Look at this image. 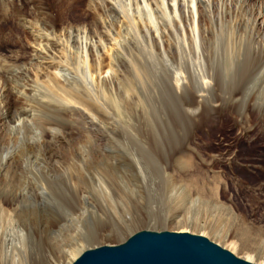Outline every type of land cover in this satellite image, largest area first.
<instances>
[{"label": "rangeland", "instance_id": "rangeland-1", "mask_svg": "<svg viewBox=\"0 0 264 264\" xmlns=\"http://www.w3.org/2000/svg\"><path fill=\"white\" fill-rule=\"evenodd\" d=\"M1 1L5 4L0 8L3 76L14 68L21 71L22 66L37 72L34 63L38 62L31 48L33 35L20 25L18 16L36 20L44 13L60 27L86 28V34H80L86 39H82L84 44L72 48L70 67L78 70L85 63L96 87L84 83L87 71L80 72L81 76L73 73L75 80L69 90L76 89V97L68 91L64 99L53 103L56 108H50L44 106L40 92L46 90L38 83L28 84L23 78L10 83L0 80V201L5 203L10 198L16 202L15 208L30 233L31 264L70 258L68 253L76 246L74 229L80 222L84 237L87 229L88 234L109 246L119 245L143 230L180 231L173 221L194 218L195 214L202 225L208 224L207 213L217 207L206 190L207 185H214L208 166L213 156L218 159L214 168L227 195L262 228L247 231L235 224L222 229L237 235L247 249L264 252V134L256 130L239 138L237 129L224 116L214 124L209 122L208 91L199 75V83L187 81L177 88L179 70L172 63L159 62L161 57L153 46L157 34L151 32L157 22L149 19L138 0ZM198 1L177 3L181 11L184 4L189 6L196 18ZM110 2L115 4L113 8ZM177 12L174 17L180 14ZM160 22L163 40L174 44L182 55L180 66L192 68L187 24L182 22L181 28L176 25L173 32L167 19ZM111 60L115 64V83L111 79L98 89L93 69ZM204 67L203 58V75ZM104 76L108 79L109 75ZM25 86L34 88L32 96H25ZM105 88L119 89L115 105L104 97L108 92ZM89 89L103 105L102 115L89 101ZM29 107L30 115H23V109ZM21 119L19 130L11 132ZM233 152L237 153L236 163L228 161ZM202 188L203 195H198ZM196 196L200 204L193 206ZM208 239L216 243L212 237ZM1 261L3 258L0 264H4Z\"/></svg>", "mask_w": 264, "mask_h": 264}, {"label": "bare ground", "instance_id": "bare-ground-1", "mask_svg": "<svg viewBox=\"0 0 264 264\" xmlns=\"http://www.w3.org/2000/svg\"><path fill=\"white\" fill-rule=\"evenodd\" d=\"M138 1L146 9L149 19L152 22H157L154 30L151 32L157 34L154 35L153 39L155 45L153 43L152 44L153 46H156L159 57H161L159 58V62L172 63L175 65L177 70H179V73L176 74L175 77L177 88H180L184 84V82L187 81H190V83H199V79L197 78L198 75L200 78H202V80H204L203 85L208 91V102L210 107L208 115L209 122L214 124L217 122L219 116H224V118L230 120L231 125L237 129L239 138L247 137L256 130H259L262 134H264V0H207L206 2L199 0V11L196 18L191 14L190 7L186 6L185 4H182L183 7L181 11L178 6L177 0ZM2 4L3 3L1 1L0 8L5 5L3 4L2 6ZM110 4L112 5V8L115 5L111 2ZM171 10H174L173 13H178L177 11L179 10L180 14L175 15L174 17L173 13L170 12ZM156 13L161 15L159 17H156ZM18 19H20V25L22 27L28 28L29 32L33 35V37L31 36L33 41L30 38L29 39L32 41L31 45L33 44L31 47L33 51H31L36 58V60L34 61L38 62V64L32 62L36 64L34 65V67L37 69V72L34 73V70L32 69H23L25 67L20 64L23 67L22 68L20 66L21 71H18L19 69L15 70V68H12L13 71L7 72V75H5L6 77L3 76L0 71V80H4L6 83H10L15 80L17 82L18 80L25 79L28 81V84H30V82H34L35 84L38 83V85L42 86L44 90H46L45 93L42 91L40 92L42 96H44V99H42L43 102H46L44 103L45 105H43L50 108H56L53 103L55 101L64 99L67 96L68 91L69 93H73V96L76 97V95H74L76 89L71 88L70 90H72L73 92H70L69 86L71 84H74L72 83L73 80H75L74 76H79L80 72L82 71L83 73L87 71V73L83 77L84 83L86 81L88 82V85H92L93 88L96 89L95 83L93 85V83L89 79L90 72L85 69V63L83 65H80L78 67V70H74L70 67L73 63V57L71 53L72 48L74 49L75 45L79 46L84 44L82 39L85 38H81L80 34L82 32L86 34V28L77 29L74 27L71 29H67L65 27H60L59 25L55 24L53 20L50 19V17L44 16V13H41L39 15V19L36 20L27 19L24 15L18 16ZM160 19L162 21L164 19H167L170 23V25H168L173 32H175L176 25L181 28L182 22H185L187 24L186 26L188 27V33L190 35L189 37L192 44V68L188 66L181 67L180 62L182 59V55L179 54L174 44H170L171 42H166L163 40V35L160 32V27L162 25ZM204 25H207V27L204 28ZM149 32L150 31L148 30V33ZM86 44L88 45V42H86ZM91 45L92 44L90 43V46ZM203 58L205 66L204 75L202 74ZM97 63H100V61ZM25 64L26 61L23 65ZM114 66L115 64L111 60L108 65H98L97 68L93 69V74L95 73L94 75L98 89L99 87H105L111 79H113L115 83ZM73 73L75 75H72ZM105 73L109 75L107 77L108 79H105ZM6 88L8 87L6 86ZM105 89L107 91L109 90V88ZM26 91V97L29 95L32 96L34 88L32 86L27 87ZM94 92L95 91L93 89H89L91 99L89 101H92V105L98 111V114L101 112V114L99 115H102V111L104 112L103 105H100V101H98L97 97L94 98V96H96ZM101 92L105 93L104 90H102ZM118 95H120V93L119 89L117 88L112 91H108L107 95L104 97L106 98V100L108 99L109 102L115 105ZM68 97H70V95ZM31 110V108L23 109L22 114L30 115L29 112H31ZM7 111H10V109ZM194 111H191V113H194ZM22 122L23 120L20 123H16L14 127H12L11 124V132L19 130V126L22 125ZM230 128L232 127L230 126ZM40 137H42V135ZM40 137L38 138L39 140L41 139ZM235 158H237V153L233 152L231 153L228 161H231L232 163ZM234 162L236 163V161ZM217 163L218 159L215 156H213L210 162H208V166L211 170H209L211 172L210 179H212V183L214 181V185H207L206 190L207 194L210 196V199L214 200V202L217 203V207L211 208L210 214L207 213L208 217L210 218L208 224L202 225L199 215L195 214L194 218L192 217L173 221L175 226L177 225L181 229L177 232L191 234H195L194 232H197L199 234L195 235H200L206 238L212 237L213 241L218 243V245H222L224 249L230 251L238 258H240V254H243V258L241 259L245 261L254 264H264L263 251H257V248L256 250L247 249L244 245L245 243L243 244L239 239H236L237 235H234L232 232L224 231L222 229L223 227L228 228L235 224L243 225V230L247 231L255 230V228H262L258 227L254 221L250 220L251 218L248 219L247 215L238 209V204L234 201V199L230 195H227V193L229 192L226 193V189L221 186V177L217 174L219 173V171L216 172L217 170L215 171L214 168ZM182 167L185 166L182 165L181 168ZM262 186L264 187V184ZM202 190L203 188L201 190L198 189L197 194L203 195ZM221 196L224 197V201L222 200ZM173 197H176V195ZM4 201L5 200L3 199L0 201V219H2V225L0 228V238L2 237V240L0 241V254L2 256L1 258H3V261L1 262H3L4 264H31L30 233L28 232L27 226L22 223L21 217L18 213V209L15 208L16 202L10 200V198H7L5 203ZM210 202L207 203L206 201L207 204H209ZM192 203L193 206H198L200 204L199 196L195 198ZM83 230L84 229H82L81 222L74 229L73 238L76 240V246L69 251L70 253L68 254L70 258H67L66 261H54L50 264H72L85 251L105 245L104 243H101L102 239L88 234L87 229H85L87 237H84Z\"/></svg>", "mask_w": 264, "mask_h": 264}, {"label": "water", "instance_id": "water-1", "mask_svg": "<svg viewBox=\"0 0 264 264\" xmlns=\"http://www.w3.org/2000/svg\"><path fill=\"white\" fill-rule=\"evenodd\" d=\"M72 264H254L206 237L143 230L116 246L85 251Z\"/></svg>", "mask_w": 264, "mask_h": 264}]
</instances>
